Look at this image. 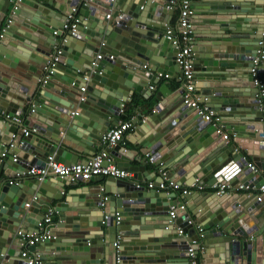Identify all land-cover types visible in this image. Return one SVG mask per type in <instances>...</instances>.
<instances>
[{
  "label": "water",
  "instance_id": "1",
  "mask_svg": "<svg viewBox=\"0 0 264 264\" xmlns=\"http://www.w3.org/2000/svg\"><path fill=\"white\" fill-rule=\"evenodd\" d=\"M15 1L0 0V28ZM83 1L21 0L12 23L0 38V109L15 117H21L26 107L35 109L21 125L0 120V155L15 135L12 155L21 157L16 162L11 157L0 160V264H27L21 258L16 231L30 228L40 233L37 224L50 210L51 222L44 229L48 228L54 238L29 249H46L41 264H189L190 248L199 264H264V201L256 202L255 196H247L249 192L241 196H218L211 190L191 192L185 196L184 209H178L176 219L171 220L169 208L179 205L170 200L175 193L169 197L138 186L142 171L131 165L133 158L140 157L138 154H149L155 165L161 164L159 167L169 171V179L185 186L197 182L209 188L217 177L232 187L257 189L264 184L262 113L250 74L252 60L262 51L259 73L264 84V46H259L262 36L247 42L246 31L238 25L225 22L217 28L212 46L201 48L194 43V71L205 69L208 73L209 97L230 100L223 103L230 113L228 117L234 118L229 120L227 133L236 135L233 141L252 157L263 177L256 178L247 168L246 157L234 145H225L216 129L205 124L196 110L183 101L171 106L173 113L164 121L162 110L166 103L161 101L160 114L139 125V151L125 150L121 142L110 150L112 162L132 171L133 179L107 178L109 183L98 193L90 189V184L100 182L101 176L75 182L58 177H47L41 183L31 179L32 191L24 189V183H9L8 177L19 168L24 173L34 166L41 168L49 157L65 165L82 157L85 163L96 151L92 145L99 144L112 123L109 116L117 115L129 96L156 82L144 69L157 71L154 67L163 57V65H173L175 49L172 46V54H166L169 42L161 40L166 35L161 24L164 4L171 0H157L145 14L139 13L142 0H92L85 5ZM216 1L211 6L213 10L222 9L217 13L242 14L252 4L251 10L264 16V0ZM116 7L119 9L113 12L111 21L106 20L107 10ZM51 14L62 19L52 22ZM119 14H123L122 19H118ZM68 15L77 17L79 23L74 35L66 37L62 27ZM63 38L58 62L63 73L59 67L50 78L42 79L44 67L38 66L40 61L43 63ZM23 50H30L36 59L34 64L28 63L40 71L38 74L26 66H17L19 59H10L14 56L8 51L26 56ZM98 54L102 59L92 70L91 63ZM85 76L89 77L88 84L83 80ZM33 77L36 82L26 87L27 78ZM84 86L86 100L78 102L79 90ZM178 92L182 94L183 89ZM204 98L207 97L201 100ZM75 106L81 111L73 116ZM89 106L95 110L97 120L89 117ZM220 107L214 109H225ZM24 127L36 128L37 132L23 136ZM77 128L87 131L88 137L75 135ZM149 174L148 181L158 182L154 173ZM36 193L37 200L25 207L28 196ZM103 196L108 200L101 207ZM193 200L197 206L191 204ZM192 218L196 221L192 222Z\"/></svg>",
  "mask_w": 264,
  "mask_h": 264
},
{
  "label": "built area",
  "instance_id": "2",
  "mask_svg": "<svg viewBox=\"0 0 264 264\" xmlns=\"http://www.w3.org/2000/svg\"><path fill=\"white\" fill-rule=\"evenodd\" d=\"M21 0H16L12 7L9 9L8 16L5 18L3 25L0 28V38L2 37L3 33L9 28L10 24L12 23V16L19 7ZM87 2H92V0H84L83 4ZM172 5H176L179 9L177 25L175 28L166 27L164 36L165 39L171 43V45L175 49L174 54V62L179 67L181 71L180 77V88L183 89V103L187 107H190L197 112V116L201 118V120L207 124L211 125L216 129V134L221 138V140L229 145L230 136L224 130V125L221 122L220 116L213 110L207 107L206 102L207 98H202L195 94V79H194V52L192 51V16H193V8L191 7L190 0H171ZM170 7V6H167ZM77 11V8L73 9V13ZM123 14L118 15V19H122ZM106 20H111L112 15L106 14ZM78 19L73 15H68L65 22L63 23L62 32H64L65 36H72L76 32L78 26ZM262 40L259 42V46H264V25L262 27L261 32ZM63 42L65 39L63 38L61 43L55 45L53 50L47 56L44 61V70H43V78L48 79L51 77L53 72L58 66V62L60 59L61 49L59 46H63ZM262 51H258L255 58L252 60V67L250 69V74L252 77V83L254 88L258 90L256 95V102L259 106V111L262 113L261 123L264 129V84L261 82L260 73H259V66L262 61ZM102 59L101 55H97L94 61L91 63V68L96 69L99 65V61ZM109 59L112 60L113 56H109ZM146 66H144L145 68ZM84 82L88 84L89 77L83 78ZM39 82L41 80H38ZM144 90V89H143ZM141 91L140 94L143 95L144 91ZM149 90H154V86H150ZM87 91L86 87H81L79 90V95L77 97L78 102H84L86 100ZM34 107L31 108L29 115L34 112ZM124 105L120 106L119 113H123ZM159 111V105L152 109V114H156ZM77 115L78 112H73L72 115ZM0 120L4 122H10L12 124H19L21 125L24 120L20 117L11 116L10 114L2 111L0 109ZM133 124L128 120H118L115 122L113 127H111L102 137H101V144L104 146V149L101 150L99 153L92 156L89 160L85 163H74L70 165L62 164L53 159V157H49L45 166L38 168V167H31L25 173L23 171L15 172L13 176H9V183L12 186H17L20 184V180L23 177H32L35 179L36 182L41 183L47 177L53 178H68L70 181L75 182L78 180H90L93 177L101 176L103 178H113V179H120V180H131L133 179L134 173L132 171H128L124 168L118 167L112 162V157L110 155V150L118 143L123 142L125 135L132 129ZM37 132L36 128L33 127H24L22 128V135L29 136L31 133L35 134ZM262 140H264V134L262 135ZM16 136H12L11 143L4 149L1 153V158L6 159L9 155L12 158V162H16L18 159L17 154L10 153V151L16 148L15 145ZM237 150V149H236ZM145 158L147 162L154 165L155 167L159 166L155 165L154 158L149 155L145 154ZM161 168V167H160ZM247 168L250 169L254 174H257L259 170L255 166V164L248 163ZM162 172V170H159ZM162 180L158 182L154 181H147L144 183H138V186H144L147 190H156L158 192H163L167 196H172V194H176L180 192L182 195L186 196L189 195L191 192H200L205 191L207 189L213 191L216 195L222 196L227 194H235L239 192H249L253 188L244 185H238L237 187H232L227 185L223 182L222 177H217L215 183L207 188L205 185H199L197 182L191 184V186L181 185L178 182L169 179L165 176L164 173L160 176ZM103 188H101L102 191ZM256 190L255 201L256 202H263L264 201V184L260 185ZM37 194L32 197V201L37 200ZM108 200L107 196L102 197V201L100 206L104 207L105 202ZM31 201V202H32ZM30 202V204H31ZM29 203L25 204V207L30 206ZM184 209V204L173 205L169 208L168 217L171 220L176 219V211ZM53 212L50 210L46 213L43 218L38 222L37 226L41 230L40 233H35L30 231L28 228H20L16 231V236L20 239L19 247L21 248V258H25L27 264H41L40 257L35 254L31 253L29 249L35 246L38 243L47 241L49 239H53L54 237L48 230L47 227L51 222V217ZM105 219V218H104ZM116 220H119L118 214H116ZM104 223V221H103ZM191 223V221H189ZM201 231V229H199ZM180 235L183 234L181 230L178 231ZM115 247L119 248L118 243H115ZM189 253V264H199L195 252L190 248L188 250ZM5 264V263H1Z\"/></svg>",
  "mask_w": 264,
  "mask_h": 264
},
{
  "label": "crops",
  "instance_id": "3",
  "mask_svg": "<svg viewBox=\"0 0 264 264\" xmlns=\"http://www.w3.org/2000/svg\"><path fill=\"white\" fill-rule=\"evenodd\" d=\"M156 1L157 0H142L143 5L139 9V13L145 14L148 7L154 2L156 3ZM190 1H191V7L193 8V16H192V27H193L192 45L193 46H194V43H196L197 46L201 47V48H206L209 45L210 46L214 45L216 42L215 38H214L215 37L214 34L217 32L216 29L220 28L222 24H227V23L233 24V25H238V27H241V29L243 31H246V35L248 37L246 40L247 42H253L254 39L259 38L261 36L263 22H264V16H263V14L260 16L256 15L255 12L253 10H251V9H253L252 4L250 5V7L248 4L247 5V7L249 8L248 11H245L242 14L232 12L228 15H225L224 13H217L218 9L222 10L221 8H215V10H213V6H211V5L217 4L218 1H216V0H190ZM167 6H170V7H167ZM11 7H12V4H11ZM118 9L119 8L116 7L114 9L107 10V14L112 15L113 12H115ZM163 11L165 13V16L163 17L164 22H162L161 24L164 26V30L166 27L175 28L177 25L178 14H179L178 7L176 5H172L171 2H165ZM57 19L61 20L62 16L60 17V15H58V14H51L50 20H53L52 22H56ZM109 21H111V20H109ZM63 22H65V21H63ZM225 22H227V23H225ZM151 25L152 26H158V24H156V23L155 24L151 23ZM254 31H256V32H254ZM248 32H249V34H248ZM164 39H165V37L162 36L161 40H164ZM9 44H13V43L10 42ZM19 48L22 49L21 47H19ZM173 50L174 49H173L171 43H169L165 49V53L166 54H172ZM23 51H25V50H23ZM25 52H27L26 56L25 55H17V53H12V52L8 51V53H10V55L13 54V56H14V57H10V59H12V60H15L14 58L19 59V62L17 64L14 61H13V63H15L19 67L20 66H24V67L26 66L28 69L29 68L33 69V71H35L38 74L40 71L37 72L35 70L34 66H32L31 64L28 63V61H30L31 63L34 64V62H37L36 59L31 57L30 50H27ZM194 55H195V53H194ZM164 61H165V58L163 57V58H161V60L159 62H157L158 64L154 67L157 71L159 70L158 72L147 70L146 68L144 69L145 73H148L149 75L154 76L156 82H153V83L150 82L148 84L147 88L144 89L145 93L143 95H141L140 93H134L132 96H129L125 102H122V105H124V108H126V106L127 107L133 106L128 112L129 117H127L123 113L121 114V112L120 113L118 112L117 115L109 116V118L112 119V123L109 125L108 130L111 127H113L115 122L118 120H128L133 124L132 129L125 135L124 140L122 142V147H124L125 150L139 151L138 145H137V142L140 140V133H141L139 125H142L143 123H145V121H147L152 115H159L160 114L161 110L157 111L156 114H152V109L155 106L157 107L161 101H164L166 103V106L162 110L163 111L162 112V119H164V121H166V119L169 118L170 115L173 113L171 106L174 105V103H176L175 106H177L178 103H182V101H183V93L180 94L178 92V89L181 86L180 85L181 71H180L179 67L175 64L174 60H173L174 66L173 65L165 66V65H163ZM42 64L44 67V61H43V63H41V61H40L38 66L42 67ZM146 66H148V64ZM59 67L61 68V66H58L57 68H59ZM62 70H63V68H61V70H60L63 73ZM178 73H180V75H178ZM207 74L208 73L205 72V69L204 70L201 69L200 71H197V72L194 71L195 94H198L201 98L205 97V96L207 97V102H206L207 107L210 109H213L220 116L221 122L224 125V130L227 132V127H228V125H230L229 120L234 119V118L228 117V115H230V113L228 110H226L225 105L223 103L228 102L230 100H227L226 98H224V99L219 98V97L216 98L215 96L209 97L207 95V93L209 92L208 87H207L208 82L206 81V75ZM138 77H142V76H138ZM27 79L30 82L28 80H26L28 82V83H25V84H27V85H25L26 87H28V85H30L32 83L34 84L36 82V77L27 78ZM143 79L144 78L142 77L141 80H143ZM150 86H154V90L150 91L149 90ZM212 98L213 99L215 98L216 101H213V102L209 101V99H212ZM221 99H223V100L221 101ZM234 100H236V99H234ZM89 102H91V101H89ZM92 104L94 105V103H92ZM219 106H221L220 108L223 107L225 109L220 110V111H217L214 109V108L219 107ZM89 107H90L89 109L91 111V113H89V117H94L97 120V115L94 114L95 110L91 106H89ZM31 108L32 107L24 108L23 112L21 113L22 116L20 117L22 120H24L25 117L29 116V112H30ZM80 111H81V108L79 106H75L73 112H78V114H79ZM73 116H74V114H73ZM89 122H91V121H89ZM6 126L8 127V125H6ZM75 135H77L79 137H88L89 134L87 131H84L80 128H77V129H75ZM229 136H230L229 137L230 138L229 145H227L226 143H224V144L227 146L234 145L235 148L239 150L240 154L244 155L246 157V159L248 160L249 163L254 164L252 157L246 155L245 152L241 149L240 145L233 141V139H234V137H236V135L229 134ZM182 143L186 144L185 141H183ZM92 147L94 149H96V151L94 154H92L88 158V160L92 156H94L95 154L99 153L101 150L104 149V146L101 144V138H100L99 144L98 145H92ZM97 148H101V150H97ZM13 152H14V150L10 151V153H13ZM138 155H140L139 158L135 157L131 160V165L141 168L142 180L139 183L145 184L148 181V178L150 177L149 173H154L156 178H158V181H159V178H161L160 176L162 175V173H164L167 178H170L169 171L162 169L164 166L162 168L155 167L154 165L147 162L144 154L143 155L138 154ZM9 157L10 156L8 155L7 158H9ZM18 159H21V157H18ZM142 159H145L144 163L140 162ZM0 160L4 162V158H1ZM82 160H83V158L80 157L76 163H81V162H83ZM159 170H162V172H159ZM18 171H24V169L19 168L18 170H16V172H18ZM255 177L259 178V177H263V176H261V172H258L257 174H255ZM49 178H51V177H49ZM3 179H6V177H3ZM31 179H33V178L32 177H23L20 180V183L25 184L23 186L24 189H27L29 191L33 190L34 184L31 181ZM52 179H55V178H52ZM185 179H187V176L185 177ZM174 181H176V180H174ZM106 183H109L107 178H101L100 182L90 184V189H93V190H95V193H98L100 191V188H102V187L105 188ZM181 185H184V184H181ZM205 191H210V190L207 189ZM202 192L203 191H200L199 193H202ZM243 193L244 192H239L238 194L241 196V195H243ZM256 193H257L256 190L252 189L249 191L247 196L254 197L256 195ZM163 195H165V193H163ZM227 195H234V194H227ZM186 196H188V195H186ZM32 197L33 196H28V203L29 204L32 201ZM170 200L176 201L178 204H186V198L180 192H177L174 197L170 198ZM191 204H193L194 206H197L198 202L193 200V201H191ZM191 220H192V222L196 221L195 218H192ZM51 227L52 226H49V228H51ZM28 229L30 231H33L30 228H28ZM45 252H46V249L36 248V251L31 252V253H35L41 258L42 256H44Z\"/></svg>",
  "mask_w": 264,
  "mask_h": 264
},
{
  "label": "trees",
  "instance_id": "4",
  "mask_svg": "<svg viewBox=\"0 0 264 264\" xmlns=\"http://www.w3.org/2000/svg\"><path fill=\"white\" fill-rule=\"evenodd\" d=\"M132 107H133V106H132ZM132 107H131V106H129V107L126 106V108H124V110H123V114H125L127 117H129L128 112H129V110H130Z\"/></svg>",
  "mask_w": 264,
  "mask_h": 264
}]
</instances>
